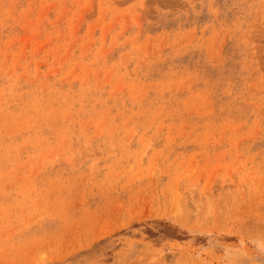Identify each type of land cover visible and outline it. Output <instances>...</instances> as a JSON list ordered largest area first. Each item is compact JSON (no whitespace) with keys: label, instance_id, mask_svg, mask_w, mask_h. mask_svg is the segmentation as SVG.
Returning <instances> with one entry per match:
<instances>
[{"label":"rangeland","instance_id":"1","mask_svg":"<svg viewBox=\"0 0 264 264\" xmlns=\"http://www.w3.org/2000/svg\"><path fill=\"white\" fill-rule=\"evenodd\" d=\"M0 264H264V0H0Z\"/></svg>","mask_w":264,"mask_h":264},{"label":"bare ground","instance_id":"2","mask_svg":"<svg viewBox=\"0 0 264 264\" xmlns=\"http://www.w3.org/2000/svg\"><path fill=\"white\" fill-rule=\"evenodd\" d=\"M185 216V215H184Z\"/></svg>","mask_w":264,"mask_h":264}]
</instances>
